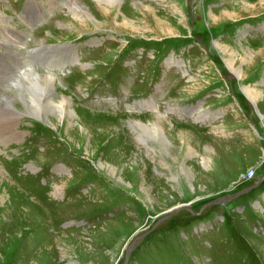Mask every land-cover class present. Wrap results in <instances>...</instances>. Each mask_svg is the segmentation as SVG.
<instances>
[{
    "label": "rangeland",
    "instance_id": "rangeland-1",
    "mask_svg": "<svg viewBox=\"0 0 264 264\" xmlns=\"http://www.w3.org/2000/svg\"><path fill=\"white\" fill-rule=\"evenodd\" d=\"M262 2L196 0L190 19L189 0H0V264H122L131 244L128 264H264V181L222 217L186 210L264 173ZM52 44L74 75L27 66ZM32 72L48 120L2 83Z\"/></svg>",
    "mask_w": 264,
    "mask_h": 264
},
{
    "label": "bare ground",
    "instance_id": "bare-ground-1",
    "mask_svg": "<svg viewBox=\"0 0 264 264\" xmlns=\"http://www.w3.org/2000/svg\"><path fill=\"white\" fill-rule=\"evenodd\" d=\"M97 1L100 4L108 5V4H111L115 0H97ZM261 5L263 6L264 2H262ZM246 6L247 7L250 6V8H251L252 4L248 3ZM75 10H76L75 15L77 16L78 19H80V20L91 19V15L88 13V11H86L87 12L86 13L80 7H77V6H76ZM0 14L2 15V20H5V21L9 20L7 15H3L1 11H0ZM84 23L86 24V22H84ZM85 24H84V26H85ZM97 24H99V23H97ZM81 27H83V26H81ZM17 36L18 35L16 33H14V37L16 38ZM30 75L33 77V80L30 79ZM20 77L17 80H15V79L9 80L8 79L9 81H7V82H5L6 81L5 79H3L2 83H7L6 86H4L6 88H11L13 86L16 89V91L19 95L18 97L21 98L23 104H25V106H26L27 111H30L32 116H36V118H38V120H41V121L42 120H48L47 118H42V119L40 118L41 117L40 116V105H41V102L43 100V96L40 94V92H42V90H43V87L41 84L42 78L40 77V75L35 74L33 72L31 74H26L25 76H20ZM25 79L30 81V83H31L30 86L27 85ZM8 84H10V85L8 86ZM34 90H36V91H34ZM49 90H50V86H49ZM10 105L11 104L7 100V106H9V108H11ZM67 105H70L69 101L67 102ZM50 108L54 111H57L56 114L59 117L66 118V116L68 114V108L65 107L64 102H62L59 105H56L55 102L52 101L50 104ZM11 109H13V108H11ZM61 126L62 125H60V127ZM139 127L144 129L146 132H149V133L159 132V127L157 125L149 126V125L139 124Z\"/></svg>",
    "mask_w": 264,
    "mask_h": 264
},
{
    "label": "crops",
    "instance_id": "crops-1",
    "mask_svg": "<svg viewBox=\"0 0 264 264\" xmlns=\"http://www.w3.org/2000/svg\"><path fill=\"white\" fill-rule=\"evenodd\" d=\"M251 103H252V102H249V101L247 102V104H251ZM245 105H246V104H245ZM251 105L253 106V104H251ZM202 114H203V113H202ZM256 129H257V128H256ZM257 131H258V136H260V134H259V129H257ZM250 133H251V132H250ZM245 134L248 136L247 133H245ZM251 134H252V133H251ZM253 137H254V136H253ZM255 138L257 139L256 136H255ZM255 138H254V139H255ZM247 140H248L249 142H253V141H255V140H252V141H251V138H247ZM256 141H258V140H256ZM262 184H263V183H262ZM262 184H261V185H262ZM258 189H259V187H258ZM256 190H257V189H256ZM253 191H254V190H253ZM253 191H252V192H253ZM252 192H250V193H252ZM257 192H258V191H257ZM250 193H249V194H250ZM253 194H254V193H253ZM247 195H248V194H247ZM239 198H240V197H239ZM263 199H264V195H261V196L259 197V200L256 201V203H258V202H259V203L262 202ZM254 202H255V201L251 202V204L254 203ZM244 210H245V209H243V211H244Z\"/></svg>",
    "mask_w": 264,
    "mask_h": 264
},
{
    "label": "built area",
    "instance_id": "built-area-1",
    "mask_svg": "<svg viewBox=\"0 0 264 264\" xmlns=\"http://www.w3.org/2000/svg\"><path fill=\"white\" fill-rule=\"evenodd\" d=\"M251 176H252V174H251Z\"/></svg>",
    "mask_w": 264,
    "mask_h": 264
}]
</instances>
